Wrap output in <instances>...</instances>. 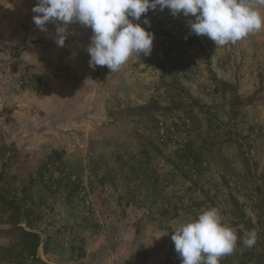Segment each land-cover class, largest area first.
<instances>
[{"label": "rangeland", "instance_id": "rangeland-1", "mask_svg": "<svg viewBox=\"0 0 264 264\" xmlns=\"http://www.w3.org/2000/svg\"><path fill=\"white\" fill-rule=\"evenodd\" d=\"M36 2L0 0V264H181L173 230L210 206L257 231L220 264H264V30L216 47L150 10L151 54L110 73Z\"/></svg>", "mask_w": 264, "mask_h": 264}, {"label": "clouds", "instance_id": "clouds-1", "mask_svg": "<svg viewBox=\"0 0 264 264\" xmlns=\"http://www.w3.org/2000/svg\"><path fill=\"white\" fill-rule=\"evenodd\" d=\"M157 9L194 17L188 21L190 33L206 36L216 47L264 30V0H37L32 12L40 31L46 32L50 23L56 25L60 47L70 35L71 24L90 28L89 65L107 66L111 73L120 70L133 54H151L155 33L149 30L151 21L145 14ZM171 239L181 264H220L238 240L245 247L254 246L257 231L238 236L222 209L210 206L176 227Z\"/></svg>", "mask_w": 264, "mask_h": 264}, {"label": "trees", "instance_id": "trees-1", "mask_svg": "<svg viewBox=\"0 0 264 264\" xmlns=\"http://www.w3.org/2000/svg\"><path fill=\"white\" fill-rule=\"evenodd\" d=\"M55 154H56V153H55ZM51 158H52V157H51ZM53 158H54V157H53ZM53 158H52V159H53ZM45 167H46V165L43 166V168H45Z\"/></svg>", "mask_w": 264, "mask_h": 264}]
</instances>
